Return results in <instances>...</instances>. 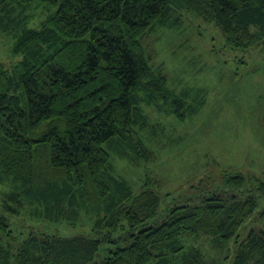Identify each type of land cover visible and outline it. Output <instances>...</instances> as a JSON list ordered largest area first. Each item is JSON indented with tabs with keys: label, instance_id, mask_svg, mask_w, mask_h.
Returning a JSON list of instances; mask_svg holds the SVG:
<instances>
[{
	"label": "trees",
	"instance_id": "obj_1",
	"mask_svg": "<svg viewBox=\"0 0 264 264\" xmlns=\"http://www.w3.org/2000/svg\"><path fill=\"white\" fill-rule=\"evenodd\" d=\"M184 10L218 24L233 48L264 43V0H0V31L15 39L14 60L0 56L1 176L13 184L0 203V264H218L185 244L202 234L216 251L235 240L233 264H264V224L239 239L263 179L232 174L164 210L149 181L135 191L117 174L113 151L148 157L145 106L189 113L144 43ZM27 203L39 206L35 221L76 227L84 214L91 229H16Z\"/></svg>",
	"mask_w": 264,
	"mask_h": 264
},
{
	"label": "rangeland",
	"instance_id": "obj_2",
	"mask_svg": "<svg viewBox=\"0 0 264 264\" xmlns=\"http://www.w3.org/2000/svg\"><path fill=\"white\" fill-rule=\"evenodd\" d=\"M171 20L177 24L154 28L144 43L154 64L166 69L170 86L176 92L185 91L190 114L180 119L145 106L149 124L140 132L148 157L132 155L136 159L131 160L113 151L117 174L128 179L135 191L149 181L163 195L164 210L172 198L196 196L198 188H222L225 178L232 174L246 176L247 186L256 178L264 180V43L248 50L233 48L227 45L218 24L186 10L174 14ZM13 43L14 38L0 31V56L6 64L14 60L9 52ZM1 169L0 165V203L13 189L12 182L2 178ZM38 208L27 203L13 219L16 229L31 224L65 234L91 229V219L86 221L84 214L80 217L84 222L76 227L35 221L33 212ZM263 224L261 196L255 212L240 227L239 239L251 230L259 232ZM189 238L192 240L185 242L187 246L197 245L207 255L215 256L218 264H233L235 240L216 251L212 249L213 236L202 234L197 241Z\"/></svg>",
	"mask_w": 264,
	"mask_h": 264
}]
</instances>
